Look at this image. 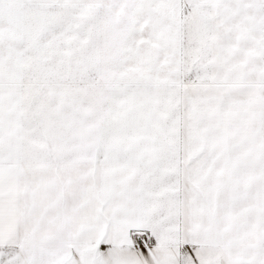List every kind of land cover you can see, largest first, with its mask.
<instances>
[{
  "label": "snow or ice",
  "instance_id": "6c2138e0",
  "mask_svg": "<svg viewBox=\"0 0 264 264\" xmlns=\"http://www.w3.org/2000/svg\"><path fill=\"white\" fill-rule=\"evenodd\" d=\"M0 264H264V0H0Z\"/></svg>",
  "mask_w": 264,
  "mask_h": 264
}]
</instances>
